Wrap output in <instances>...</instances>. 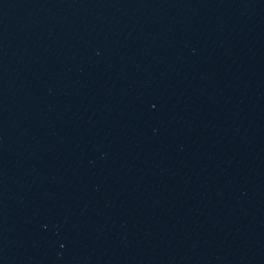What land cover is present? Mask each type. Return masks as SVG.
Listing matches in <instances>:
<instances>
[{"label": "water", "instance_id": "95a60500", "mask_svg": "<svg viewBox=\"0 0 264 264\" xmlns=\"http://www.w3.org/2000/svg\"><path fill=\"white\" fill-rule=\"evenodd\" d=\"M0 264H264V0H0Z\"/></svg>", "mask_w": 264, "mask_h": 264}]
</instances>
